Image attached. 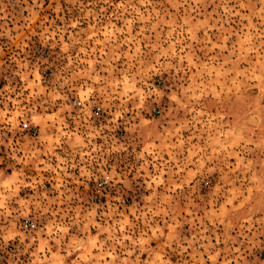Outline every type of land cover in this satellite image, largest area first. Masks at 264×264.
<instances>
[{
  "label": "rangeland",
  "instance_id": "obj_1",
  "mask_svg": "<svg viewBox=\"0 0 264 264\" xmlns=\"http://www.w3.org/2000/svg\"><path fill=\"white\" fill-rule=\"evenodd\" d=\"M0 122V264H264V0H0Z\"/></svg>",
  "mask_w": 264,
  "mask_h": 264
},
{
  "label": "built area",
  "instance_id": "obj_2",
  "mask_svg": "<svg viewBox=\"0 0 264 264\" xmlns=\"http://www.w3.org/2000/svg\"><path fill=\"white\" fill-rule=\"evenodd\" d=\"M12 1H16V0H12ZM52 76V73L48 70V71H44L40 74V77H41V80H42V83H47V82H50V78ZM73 106L78 108V109H81L83 105V103L80 101V100H75L73 102ZM82 110V109H81ZM92 112H93V115L94 116H99L101 114V108L99 106H95L92 108ZM5 126L2 125V122H0V166L3 164V161H4V154L2 152V145H3V138H4V135H5ZM22 132L26 135V136H30V137H36L37 135V130L35 127H31L29 125L28 122L24 121L22 123ZM104 183H107V182H103ZM26 226L28 228H34L35 225L34 224H26ZM262 246L260 247H257L254 252H253V255L260 259V260H264V237L262 238Z\"/></svg>",
  "mask_w": 264,
  "mask_h": 264
}]
</instances>
